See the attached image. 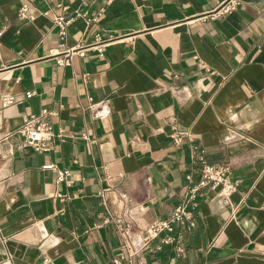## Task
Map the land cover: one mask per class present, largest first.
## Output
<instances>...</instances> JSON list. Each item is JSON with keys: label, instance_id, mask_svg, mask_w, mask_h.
<instances>
[{"label": "crops", "instance_id": "crops-1", "mask_svg": "<svg viewBox=\"0 0 264 264\" xmlns=\"http://www.w3.org/2000/svg\"><path fill=\"white\" fill-rule=\"evenodd\" d=\"M223 1L0 0V264H111L126 239L114 215H133L138 243L183 200L190 138L230 164L238 190L202 188L195 225L134 264H264V0L213 18ZM77 8L103 12L71 24L66 46L86 49L60 65L53 18ZM44 108L75 137L38 152L18 130Z\"/></svg>", "mask_w": 264, "mask_h": 264}, {"label": "built area", "instance_id": "built-area-1", "mask_svg": "<svg viewBox=\"0 0 264 264\" xmlns=\"http://www.w3.org/2000/svg\"><path fill=\"white\" fill-rule=\"evenodd\" d=\"M239 2L240 0H224L212 13V17L221 18L225 16L234 11L238 7ZM62 9L66 10L67 6L62 5ZM102 12L103 10L99 11L95 16H89L86 11L77 8L71 16L63 14L55 15L53 22L58 29L60 45L66 46L70 26L76 18H81L85 24V28H87L92 22L98 20ZM18 15L29 20H33L34 18L30 11V6L27 3L21 5ZM1 33L2 31H0V35ZM95 47H99V51L103 50L102 45ZM85 49L83 45L66 46L63 52L57 55V62L60 65H68L73 55H84ZM27 96H31V92H28ZM59 114L60 111L58 110L44 108L39 113L27 115L18 130L23 138L24 144L32 147L35 151L44 152L48 151L50 145L56 140L63 142L69 137H75L74 134H69L64 127L59 126L58 129H54L52 118L59 116ZM170 137L176 146H180L184 138V133L174 131ZM190 140V163L193 168L186 175L188 187L183 200L173 209L167 218L156 219L144 224L139 232L140 237L138 243L132 236L136 231L134 230L135 221L133 215L130 212L123 215H114L112 220L118 230L125 235L126 239L120 245L121 252L112 259L111 264H134L135 259L141 255L142 250L151 244L153 240L159 238L162 243L175 242L177 239L172 235V232L175 230L176 225L187 224L189 227H193L195 222L192 216V209L197 205L196 199L202 188L208 187L214 193L224 196H230L238 190L240 180L233 176L230 164L227 162H209L206 149L202 143L192 138ZM43 168L54 169L57 172L58 181L71 183L67 168H59L53 163L46 164ZM195 172L199 175L197 181H194Z\"/></svg>", "mask_w": 264, "mask_h": 264}]
</instances>
